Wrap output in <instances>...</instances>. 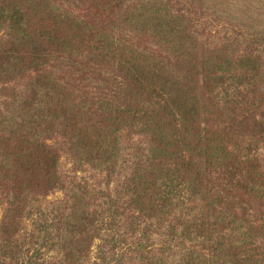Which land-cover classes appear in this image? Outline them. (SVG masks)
<instances>
[{
    "label": "trees",
    "instance_id": "16d2710c",
    "mask_svg": "<svg viewBox=\"0 0 264 264\" xmlns=\"http://www.w3.org/2000/svg\"><path fill=\"white\" fill-rule=\"evenodd\" d=\"M187 1L0 0V264H264V0Z\"/></svg>",
    "mask_w": 264,
    "mask_h": 264
},
{
    "label": "rangeland",
    "instance_id": "374dc122",
    "mask_svg": "<svg viewBox=\"0 0 264 264\" xmlns=\"http://www.w3.org/2000/svg\"><path fill=\"white\" fill-rule=\"evenodd\" d=\"M179 2V4L188 3L187 0H173ZM194 11L197 12L196 8H194ZM194 19L193 25L196 30V33L198 35V40H201L200 35H205L206 32H217L221 33L225 29H230L226 24H223L220 22L219 24H215L213 20H211L212 16H198ZM55 143H57V146L60 148V157H59V170L65 177H82L87 184L90 186L103 190L108 191L110 194H113L116 189H118V185L123 178V176L127 173V164H124L122 168L115 174V175H109L107 176L105 172H99L96 170H93L89 168L87 165H82L81 168L78 170L75 168V162L73 159L68 155V153L65 150V143L64 141L57 137L54 139ZM139 144L138 139H130L127 142V156H126V162L130 159V151L132 149V145ZM128 157V159H127ZM125 162V163H126ZM61 194L59 192L54 193L52 195H49L45 197V199L39 201L36 206H33L28 215L24 218L23 224L24 228L22 230L24 235H27L29 233H33V235H37L39 231L38 224L41 223L42 219L49 217V209H50V203L51 201L59 198ZM3 206H0V214L2 211ZM103 235H107L106 232H103ZM167 238L165 235L159 234V233H151L149 241H151V246L153 248L163 246L165 245ZM175 242H171L170 246L172 247ZM100 239H95L93 241V244L91 246V250L89 253V258L86 262V264H100L99 261V255H100ZM43 255L48 256L50 252H47L44 248Z\"/></svg>",
    "mask_w": 264,
    "mask_h": 264
}]
</instances>
